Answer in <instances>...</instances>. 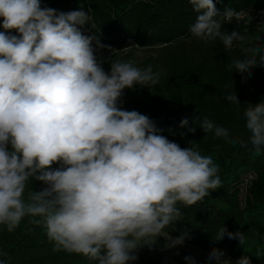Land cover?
<instances>
[{"label": "clouds", "instance_id": "9594fccd", "mask_svg": "<svg viewBox=\"0 0 264 264\" xmlns=\"http://www.w3.org/2000/svg\"><path fill=\"white\" fill-rule=\"evenodd\" d=\"M188 3L197 13L190 26L194 37L219 39L225 50L246 40L238 31H222L223 24L240 21L242 12L221 13L213 0ZM90 11L57 13L42 8L41 0H0V225L13 232L30 217L45 228L53 251L81 254L96 264H130L139 247L158 237L167 247L183 245L186 233L173 238L165 229L180 220L178 204L192 206L221 185L219 166L202 156L194 141L181 148L159 134L148 116L117 106L125 89L157 85L160 74L132 60L112 62L106 73L93 41L104 46L80 30L90 23ZM12 30L19 35L7 34ZM246 51L249 55L232 63L235 71L251 76V69L264 67V48L257 43ZM222 98L240 105L235 92ZM244 118L248 142H232L250 143L259 154L264 100L248 104ZM188 123L184 118L180 126ZM201 127L229 136L207 118ZM30 178L46 187L29 190L25 198ZM225 235L245 244L244 233L224 226L213 241ZM185 260L195 264L191 256ZM208 264L230 261L213 248ZM235 264L251 260L242 256Z\"/></svg>", "mask_w": 264, "mask_h": 264}, {"label": "trees", "instance_id": "16d2710c", "mask_svg": "<svg viewBox=\"0 0 264 264\" xmlns=\"http://www.w3.org/2000/svg\"><path fill=\"white\" fill-rule=\"evenodd\" d=\"M218 11L230 8L256 14L264 10V0H213ZM41 7L53 8L57 13L81 10L91 11L90 23L80 30L84 35H95L100 44L119 52L117 61L132 60L144 69L151 65L160 74L159 83L143 87L134 85L125 89L118 101L121 110L138 111L148 116L160 130L159 134L181 148L191 147L190 141L202 156H210L219 166L221 185L209 190V195L192 206L178 204L180 220L165 231L178 237L187 234L184 241L210 253L218 248L224 254L239 259L248 256L251 264H264V148L257 154L248 142L244 111L248 104L264 100V67L247 73L235 71L233 61L249 55V47L257 43L264 48V18L249 23L245 18L235 19L222 26V31H238L245 41L235 42L225 50L219 39L204 42L194 37L190 26L197 13L188 0H41ZM93 25V26H92ZM0 31L2 18H0ZM10 35H19L12 30ZM259 37V40L257 38ZM151 49L149 55L137 63L128 47ZM96 49V43L93 41ZM235 92L240 105L222 97ZM200 117V120L198 118ZM189 123L181 127L182 119ZM207 118L214 125L226 128L228 137H217L214 129L204 132L201 123ZM194 128V131L189 129ZM59 165H53L57 168ZM46 185L31 179L25 191H40ZM38 219V218H37ZM25 217L19 227L8 232L0 225V256L4 264H96L87 257L53 251L42 225H34ZM228 232H242L245 244L225 235L220 242L213 239L220 227ZM161 247L156 239L154 250ZM135 254V253H134ZM130 264H139L138 259ZM150 264H157L153 259ZM165 264H187L177 261Z\"/></svg>", "mask_w": 264, "mask_h": 264}, {"label": "rangeland", "instance_id": "374dc122", "mask_svg": "<svg viewBox=\"0 0 264 264\" xmlns=\"http://www.w3.org/2000/svg\"><path fill=\"white\" fill-rule=\"evenodd\" d=\"M243 18L247 22L253 23L256 18L251 15H244ZM127 51H131L133 57L137 63L143 62L149 55L155 56V52L151 49L141 48L137 46H131L127 48ZM98 62L101 63L103 69L106 73L110 72L111 63L116 62L119 52H117L113 47L107 48H96L95 51ZM171 237L175 236L169 234ZM161 240V247L158 250H154L155 241L153 245H144L139 247L135 251V255L138 257L139 264H150L154 259L157 264H165L170 261H177L180 263H187L185 260L186 256H191L195 260V264H208V252L202 251L200 248L184 241L183 245L176 247H167V241L164 237H158ZM224 259L230 261V264H235L238 259H234L226 254H224Z\"/></svg>", "mask_w": 264, "mask_h": 264}, {"label": "built area", "instance_id": "2783aa9c", "mask_svg": "<svg viewBox=\"0 0 264 264\" xmlns=\"http://www.w3.org/2000/svg\"><path fill=\"white\" fill-rule=\"evenodd\" d=\"M238 12H242V13H243V16H244V15H250V13H249L248 11H245V10H240V11H238ZM243 16H242V18H243ZM251 16H253V17H255V18L258 17V19H262V18H264V10L259 11V12L256 13V14H251Z\"/></svg>", "mask_w": 264, "mask_h": 264}]
</instances>
